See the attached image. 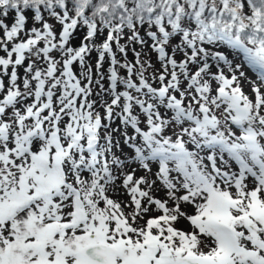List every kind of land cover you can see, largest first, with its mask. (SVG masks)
<instances>
[{"label":"snow or ice","instance_id":"6c2138e0","mask_svg":"<svg viewBox=\"0 0 264 264\" xmlns=\"http://www.w3.org/2000/svg\"><path fill=\"white\" fill-rule=\"evenodd\" d=\"M0 264H264V0H0Z\"/></svg>","mask_w":264,"mask_h":264},{"label":"trees","instance_id":"16d2710c","mask_svg":"<svg viewBox=\"0 0 264 264\" xmlns=\"http://www.w3.org/2000/svg\"><path fill=\"white\" fill-rule=\"evenodd\" d=\"M78 42V41H77ZM132 58L131 52H129V59ZM154 59V58H153ZM250 74L252 75L253 73L250 72Z\"/></svg>","mask_w":264,"mask_h":264},{"label":"rangeland","instance_id":"374dc122","mask_svg":"<svg viewBox=\"0 0 264 264\" xmlns=\"http://www.w3.org/2000/svg\"><path fill=\"white\" fill-rule=\"evenodd\" d=\"M132 55V54H131ZM154 58V57H153ZM250 74V73H249ZM251 75V74H250Z\"/></svg>","mask_w":264,"mask_h":264}]
</instances>
